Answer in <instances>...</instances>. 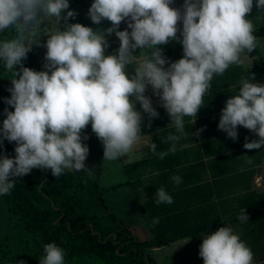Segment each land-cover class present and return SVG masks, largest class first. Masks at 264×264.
<instances>
[{
    "label": "clouds",
    "instance_id": "clouds-1",
    "mask_svg": "<svg viewBox=\"0 0 264 264\" xmlns=\"http://www.w3.org/2000/svg\"><path fill=\"white\" fill-rule=\"evenodd\" d=\"M171 4L172 0H93L88 9L92 23L107 20L111 24L94 30L67 23L77 15L68 10V0H0V33L8 29L16 33L0 41V62L12 76L10 98L4 102L14 109L4 110L0 142L16 145L14 158L0 156V196L9 194L15 178L32 169H50L56 178L66 170L86 171L91 176L92 169L85 167L89 149L82 143L89 137L81 136L89 123L103 145L104 160L127 154L141 139L142 113L149 121L159 116L145 95L149 86L176 133L168 135L173 143L159 158L175 153V142L189 135L184 118L195 123L213 76L241 65V55L255 50L257 37L252 21L246 18L254 0H183V11ZM255 7L264 10V0H255ZM45 18H55L57 25L63 19L65 25L47 36L45 70L38 72L24 67L22 61L39 44L30 37ZM121 22L131 31H118ZM178 22H182L180 38ZM112 34L119 48L105 55L106 37ZM170 40L183 49L182 58L171 63L157 47ZM137 49L139 55H133ZM129 65L134 75H128ZM254 79V74L240 79L239 90L226 100L217 126L233 141L238 126L254 133L259 139L247 142L246 137L243 147L247 150L264 147V84L250 82ZM137 103L142 111L136 110ZM151 150L155 153L154 143ZM241 157L252 162L247 155ZM170 179L177 186L182 183L180 176ZM155 197L157 205L174 202L163 187L156 189ZM237 218L248 221L244 208ZM65 256L64 249L47 243L38 264H66ZM199 256L203 264H253L254 254L231 227L222 226L202 238Z\"/></svg>",
    "mask_w": 264,
    "mask_h": 264
},
{
    "label": "crops",
    "instance_id": "crops-1",
    "mask_svg": "<svg viewBox=\"0 0 264 264\" xmlns=\"http://www.w3.org/2000/svg\"><path fill=\"white\" fill-rule=\"evenodd\" d=\"M247 19L257 25L254 30L262 26L259 10ZM256 37L255 50L242 54V64L231 65L224 72V75L228 74V79L221 83L222 86H216L219 83L216 75L212 79L211 87L203 97V104L197 113L195 123L191 124L190 117L185 121V132L189 135H183L175 142L176 151L172 159L163 158L153 162L151 145L154 143V137L160 133V131H154L142 133L141 139L137 141L142 144V157L129 159L128 155L127 161L121 162L120 170L123 174V167L146 161V171L141 178L140 186L134 188L131 185L139 198V206L143 213L142 203L146 200V204L151 202V206L155 208L156 189L163 187L166 190L168 183L172 181L170 178L173 175L166 169L154 170L153 168L174 159L177 164L174 168V176L182 178V190L175 195L166 190L174 202L170 205L160 204L159 208L175 215H190L191 220L199 215L201 226L205 229L166 246L154 248L152 251L155 264H203L199 256L202 238L222 226L231 227L233 232L251 248L254 254L253 264H264V147L258 150L245 149L243 145L246 140L240 136L246 135L249 131L240 126L237 127L236 141L227 137L203 140V136H210L219 131L217 126L220 118L215 121L211 118L220 117L226 100L238 92L240 79L256 74L254 69L258 67L264 70V34ZM181 49L182 47H177L168 51L176 53ZM182 56L183 54H176L175 58L169 62H175ZM260 80L261 78L255 77L250 82L257 83ZM150 89L149 86L146 92ZM142 115L145 114L142 113ZM170 127V129L167 126L165 130H161L158 141L159 145L166 149L173 143L167 140L168 135L176 134L174 126ZM201 128L204 131L197 135V130ZM247 138V142H251L256 139V136L251 135ZM146 148H148L147 154ZM244 155L249 156L252 161L250 164L241 157ZM119 159L121 160V157ZM122 181L126 179L123 178ZM140 190L142 195L139 197ZM242 208L248 216V221L243 223L237 218ZM145 221L146 240L149 241L153 238V226L147 220Z\"/></svg>",
    "mask_w": 264,
    "mask_h": 264
},
{
    "label": "trees",
    "instance_id": "trees-1",
    "mask_svg": "<svg viewBox=\"0 0 264 264\" xmlns=\"http://www.w3.org/2000/svg\"><path fill=\"white\" fill-rule=\"evenodd\" d=\"M257 10L261 12L262 26L254 30L253 34L255 36L264 34V10L256 9L254 0L252 12L246 18L253 16ZM15 35L13 29L5 30L0 33V41L12 39ZM108 42L111 47L116 48L118 46L114 38L109 39ZM163 54L168 61H172L176 54H183V49L176 53L168 51ZM22 64L24 67L40 71V62L33 48L27 54V59L22 61ZM16 70H19L18 67ZM254 71L256 73L254 76L261 78L257 83L264 84L263 68L258 67ZM223 75H216L219 81L216 86H222L221 83L228 79V74ZM11 78V73L7 72L3 63L0 62V127H2L3 120L6 119L4 115L5 108L8 111L14 110L4 102L5 99L10 98L8 89L11 87ZM156 111L159 113L158 118L149 121L145 114L141 124V134L160 131L154 137L155 153L151 150L153 162L160 159L158 155L160 152L168 150L159 145L161 130H165L164 128H167V126L169 129L171 128L166 111L164 109ZM219 118L212 117L211 120L215 121ZM186 120H189V117H185L184 121ZM83 133L89 137L86 140L89 153L96 155L97 158L98 172L95 184L98 187V180L104 165L103 145L92 132L90 123L83 130ZM251 135L255 134L249 132L246 135L242 134L240 137L245 139ZM226 137V133L217 131L210 136H203V140ZM258 139L256 136L254 140ZM15 147V142L9 143L7 140L0 142V156L14 158ZM172 157L173 154L170 153L164 158L172 159ZM176 165L173 159L153 169H166L174 176ZM145 171L146 161H139L133 165L123 167L122 173L126 179L124 182L129 183L134 188L140 186ZM15 181L13 189L10 190L9 194L2 195L1 201L5 210L17 221L19 227L30 235L34 246V251L28 259L19 257L15 261L16 264H19L20 261H23L24 264H38L43 255V246L47 243H55L64 249L66 264H155V256L152 254L154 248L166 246L177 240L197 234L198 231L205 230L201 226L202 222L199 221V215L191 220L190 215L168 213L159 208L161 206L157 204L153 208L151 202L146 204L145 200L141 205L142 216L153 226V238L149 241H136L123 223L113 214L107 213L108 218L111 220V224L108 225L86 210L79 199V190L82 186L75 173L66 170L62 176L56 178L52 176L50 169H32L28 175L17 177ZM166 190L175 195V193L182 190V183L177 186L171 181L168 183ZM156 219H158V223L153 222Z\"/></svg>",
    "mask_w": 264,
    "mask_h": 264
},
{
    "label": "rangeland",
    "instance_id": "rangeland-1",
    "mask_svg": "<svg viewBox=\"0 0 264 264\" xmlns=\"http://www.w3.org/2000/svg\"><path fill=\"white\" fill-rule=\"evenodd\" d=\"M68 2L70 6L68 10H72L77 13L74 19L70 18L67 21L68 24L79 23L83 26L91 27L94 30H104L108 27H111L110 22L107 20H104L101 24L96 25L93 24L88 17V9L93 3V0H68ZM66 11L65 13H62V16L66 15ZM252 23L254 28L257 27L254 22ZM64 25L65 21L63 19H61L57 25L55 18H45L36 35L30 37L31 42H39L38 45L34 44L32 48L35 50L38 61L40 62V71L45 70L43 65L46 63L44 59L46 48L43 47V45L46 43L47 36L51 32L55 31L56 27H58L60 30H63ZM117 30L131 31V29H127L125 22H121ZM111 38H114V40L117 41L118 46L114 48L109 44V47L105 51V55L115 54L116 50L119 48V40L115 34L106 37L107 41ZM178 38H180V36H178ZM157 47L161 48L162 51H168L170 49L182 47V45L176 40H171L168 44L158 45ZM140 51V49H137L133 55H139ZM165 67H167V65H165ZM126 71L129 76L134 75L132 65L127 66ZM151 93L152 90L150 89L145 92V95L152 99L153 108L161 107L158 97L151 95ZM136 110L142 111L140 109L139 103L136 104ZM81 136H84L83 131ZM82 143L87 145L86 140L82 139ZM147 149L148 148H146V154ZM127 156L129 159L142 157V144L136 142L132 149L121 157V160L117 159L109 161L103 159V171L101 172L100 178L98 180V187L95 184L98 172L96 155L89 153L85 161V167L92 169L91 176H89L86 171L69 172L75 173L78 176L79 183L82 186V188L79 190V199L84 204L87 211L93 213L99 217L103 223L108 225L111 224V220L108 218L107 213L113 214L123 223L134 240L143 242L147 241L146 221L142 216L143 213L139 206V198L135 195L131 185L122 181L125 175L121 174L120 165L125 163ZM138 194L139 197L142 195L141 190ZM33 251L34 246L32 244L30 235L23 231L19 227L17 221L5 210L0 196V264H16L15 261L19 257L28 259Z\"/></svg>",
    "mask_w": 264,
    "mask_h": 264
},
{
    "label": "water",
    "instance_id": "water-1",
    "mask_svg": "<svg viewBox=\"0 0 264 264\" xmlns=\"http://www.w3.org/2000/svg\"><path fill=\"white\" fill-rule=\"evenodd\" d=\"M182 5H183V0H172V4L170 5V7L183 11ZM177 28H178L177 36H180V31L182 30V22H178Z\"/></svg>",
    "mask_w": 264,
    "mask_h": 264
},
{
    "label": "flooded vegetation",
    "instance_id": "flooded-vegetation-1",
    "mask_svg": "<svg viewBox=\"0 0 264 264\" xmlns=\"http://www.w3.org/2000/svg\"><path fill=\"white\" fill-rule=\"evenodd\" d=\"M178 37V36H177Z\"/></svg>",
    "mask_w": 264,
    "mask_h": 264
}]
</instances>
